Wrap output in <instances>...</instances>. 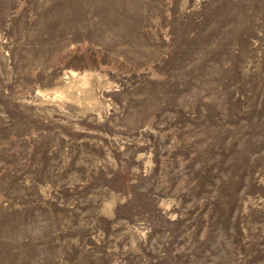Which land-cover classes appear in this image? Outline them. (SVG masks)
Here are the masks:
<instances>
[{
  "label": "rangeland",
  "instance_id": "obj_1",
  "mask_svg": "<svg viewBox=\"0 0 264 264\" xmlns=\"http://www.w3.org/2000/svg\"><path fill=\"white\" fill-rule=\"evenodd\" d=\"M0 264H264V0H0Z\"/></svg>",
  "mask_w": 264,
  "mask_h": 264
},
{
  "label": "bare ground",
  "instance_id": "obj_2",
  "mask_svg": "<svg viewBox=\"0 0 264 264\" xmlns=\"http://www.w3.org/2000/svg\"><path fill=\"white\" fill-rule=\"evenodd\" d=\"M81 80H82L83 82H85V81H86L85 79H82V78H81ZM70 86H71V85H70ZM67 88H68V87H67ZM56 94H57V93H56Z\"/></svg>",
  "mask_w": 264,
  "mask_h": 264
}]
</instances>
